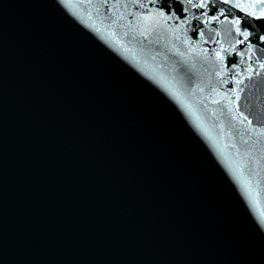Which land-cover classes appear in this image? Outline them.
Returning <instances> with one entry per match:
<instances>
[{
	"label": "water",
	"instance_id": "water-1",
	"mask_svg": "<svg viewBox=\"0 0 264 264\" xmlns=\"http://www.w3.org/2000/svg\"><path fill=\"white\" fill-rule=\"evenodd\" d=\"M192 2L0 0V264H264V0Z\"/></svg>",
	"mask_w": 264,
	"mask_h": 264
},
{
	"label": "snow or ice",
	"instance_id": "snow-or-ice-1",
	"mask_svg": "<svg viewBox=\"0 0 264 264\" xmlns=\"http://www.w3.org/2000/svg\"><path fill=\"white\" fill-rule=\"evenodd\" d=\"M223 2L227 3V0H223ZM186 3L193 7V8H204L206 7V5L204 3H193L192 0H186ZM163 6V5H162ZM236 7H239V5H235ZM172 4L171 3H167V8H168V11L171 13V15L169 16H165V20L167 19H172L173 17H177L178 16V13L181 12V11H187L186 8H183V7H180V8H177L175 12L172 11ZM161 16H164V13L161 12L160 13ZM203 15H206V13L202 14ZM254 15V13H253ZM262 16H264V13L261 14ZM197 19H199V17H197ZM211 19H216V17H212ZM185 23H188L187 20L184 21ZM233 23H236V24H239V21H234ZM198 27H197V31H198ZM237 31L239 32V35L243 36L244 37V41L248 40L249 36H250V33H248L247 31H239V29H237ZM202 35V33H201ZM244 41H240V43H244ZM249 48L251 49V45H249ZM221 59H223V57H221ZM261 68H264V64H261L260 65ZM257 75H259V73H257ZM237 84L240 83V81H236Z\"/></svg>",
	"mask_w": 264,
	"mask_h": 264
}]
</instances>
